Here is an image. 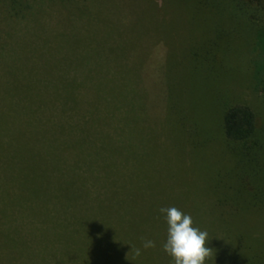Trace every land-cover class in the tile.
Returning a JSON list of instances; mask_svg holds the SVG:
<instances>
[{"label": "rangeland", "instance_id": "1", "mask_svg": "<svg viewBox=\"0 0 264 264\" xmlns=\"http://www.w3.org/2000/svg\"><path fill=\"white\" fill-rule=\"evenodd\" d=\"M49 2L39 15L12 14V21L34 27L28 36L52 46L64 70L76 84L92 87L93 96L102 86L118 94L155 41V180L186 183L187 196L189 190L203 202L215 199L211 192L222 199L224 214L202 203L171 206L166 191L154 209L115 190L92 193L75 177L74 186H85L86 193L78 187L79 197L60 218L44 221L34 206L0 201V264H174L163 250V207L190 214L194 226L208 232L213 257L205 264H264V0ZM1 7L4 0L0 18ZM3 28L0 77L2 63L13 56ZM239 103L255 114V132L244 141L228 139L222 124L226 110ZM13 149H4L11 163ZM60 168L68 170L64 163ZM142 238L156 247L144 249Z\"/></svg>", "mask_w": 264, "mask_h": 264}, {"label": "trees", "instance_id": "2", "mask_svg": "<svg viewBox=\"0 0 264 264\" xmlns=\"http://www.w3.org/2000/svg\"><path fill=\"white\" fill-rule=\"evenodd\" d=\"M49 1L4 0L5 9L1 7L0 25L12 40L13 56L2 63L6 69L0 77V201L14 199L13 205L34 206L45 215L44 221L52 215L60 218L78 187L81 196L86 193L85 186H74L72 178L78 177L92 193L115 190L155 209L166 191L171 206L202 203L222 216L223 201L217 195L208 192L218 201L203 202L189 190L187 196L191 186L186 183L155 180V41L137 70L122 80L118 94L102 86L103 93L93 96L92 87L76 84L64 70L52 46L28 36L35 34L34 27L30 31L12 21V14L39 15L42 3ZM165 41L159 42L165 47ZM156 47L158 51L160 46ZM222 124L228 139L244 141L255 132L254 111L245 104L233 105ZM7 146H14L12 163L6 161ZM62 163L68 170L60 168ZM33 165L37 169L29 168ZM63 178L70 181L67 187L58 185ZM61 195L69 202H60ZM3 213L12 214L7 208Z\"/></svg>", "mask_w": 264, "mask_h": 264}, {"label": "clouds", "instance_id": "3", "mask_svg": "<svg viewBox=\"0 0 264 264\" xmlns=\"http://www.w3.org/2000/svg\"><path fill=\"white\" fill-rule=\"evenodd\" d=\"M159 211L165 215L168 226L163 250L173 258L174 264H205L213 257V249L207 246L208 232L194 226L190 214L177 207H163ZM142 240L144 249L156 247L154 240ZM135 253L139 256L141 250L137 248Z\"/></svg>", "mask_w": 264, "mask_h": 264}]
</instances>
